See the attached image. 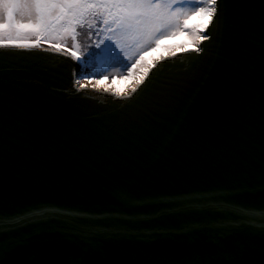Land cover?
<instances>
[{
	"label": "snow or ice",
	"instance_id": "snow-or-ice-1",
	"mask_svg": "<svg viewBox=\"0 0 264 264\" xmlns=\"http://www.w3.org/2000/svg\"><path fill=\"white\" fill-rule=\"evenodd\" d=\"M185 33L190 46L145 60ZM51 62L70 71L55 101L36 86ZM205 71L215 84L193 114L185 90ZM115 78L131 83L98 87ZM176 151L184 175L234 179L126 182L133 161ZM57 172L112 195L23 203ZM0 264H264V0H0Z\"/></svg>",
	"mask_w": 264,
	"mask_h": 264
},
{
	"label": "water",
	"instance_id": "water-1",
	"mask_svg": "<svg viewBox=\"0 0 264 264\" xmlns=\"http://www.w3.org/2000/svg\"><path fill=\"white\" fill-rule=\"evenodd\" d=\"M180 49L177 51L179 53ZM158 55L149 62L160 58ZM58 59H64L59 57ZM49 69L57 73L53 78L45 79L36 86L47 93L52 94L55 101L59 93L66 89L69 81L70 71L68 66L49 63ZM215 84V74L205 71L201 78L194 79L185 90L184 103L193 114H196L211 88ZM104 98L98 97L97 103ZM182 139V134L177 133V140ZM193 162L185 161L182 151H176L165 160L153 162L150 158L136 160L132 162V167L126 173L125 180L131 186L142 185L146 188H175L183 186V182L193 178L210 183H227L234 177L227 174L217 173L209 170L205 174L191 177L182 174L181 165L190 166ZM112 188L109 184L94 178L86 173H65L57 172L48 176L41 183L25 184L22 187L23 203H33L41 200H51L60 204L83 203L88 201H99L112 195ZM258 199V195L256 197ZM257 227L261 224L258 222ZM30 231H35L30 229ZM38 242H49L55 237L47 232L40 231L34 236Z\"/></svg>",
	"mask_w": 264,
	"mask_h": 264
},
{
	"label": "rangeland",
	"instance_id": "rangeland-1",
	"mask_svg": "<svg viewBox=\"0 0 264 264\" xmlns=\"http://www.w3.org/2000/svg\"><path fill=\"white\" fill-rule=\"evenodd\" d=\"M200 19L201 18L199 16H194V17L190 18L189 21L187 22L188 26L189 27L194 26V28H199L200 26L198 24V21ZM180 39H183L182 34H180L176 37L167 38V39L161 41V43H162L161 46L159 45L157 48H155L152 51L145 54V60L149 62L150 60L157 57L158 55H168V52L170 50L178 51L179 49H181L182 46H184L186 44H188L190 46V43H189L190 38L188 37L187 34L185 35L184 40L178 42ZM88 71H91V70L88 69ZM130 83H131V80L115 78L112 80H101L98 87L112 88V89L123 91L124 89L127 88V86Z\"/></svg>",
	"mask_w": 264,
	"mask_h": 264
},
{
	"label": "trees",
	"instance_id": "trees-1",
	"mask_svg": "<svg viewBox=\"0 0 264 264\" xmlns=\"http://www.w3.org/2000/svg\"><path fill=\"white\" fill-rule=\"evenodd\" d=\"M206 21H204V20H202V19H200L199 21H198V24H199V26L202 24V23H205ZM196 25V24H195ZM193 28H194V26H193ZM185 35L186 34H183V39H181V40H179L178 42H180V41H182V40H184L185 39ZM178 44V43H177ZM89 70H91V69H89Z\"/></svg>",
	"mask_w": 264,
	"mask_h": 264
}]
</instances>
